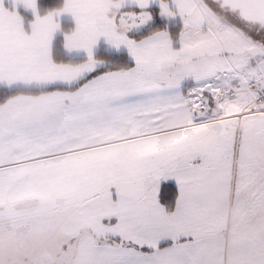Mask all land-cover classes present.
Returning <instances> with one entry per match:
<instances>
[{
	"label": "snow or ice",
	"instance_id": "1",
	"mask_svg": "<svg viewBox=\"0 0 264 264\" xmlns=\"http://www.w3.org/2000/svg\"><path fill=\"white\" fill-rule=\"evenodd\" d=\"M0 264H264V0H0Z\"/></svg>",
	"mask_w": 264,
	"mask_h": 264
}]
</instances>
